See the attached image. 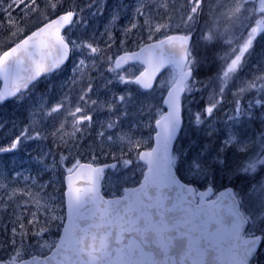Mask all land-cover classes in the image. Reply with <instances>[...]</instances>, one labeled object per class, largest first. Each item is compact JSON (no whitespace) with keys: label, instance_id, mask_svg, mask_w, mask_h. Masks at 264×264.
Segmentation results:
<instances>
[{"label":"snow or ice","instance_id":"snow-or-ice-1","mask_svg":"<svg viewBox=\"0 0 264 264\" xmlns=\"http://www.w3.org/2000/svg\"><path fill=\"white\" fill-rule=\"evenodd\" d=\"M103 8L0 0V104L29 101L0 153L51 138L59 160L41 148L30 162L63 169L64 185L57 203L39 172L0 167V264H264V50L251 78L241 76L264 38V0H135L115 53L129 6L115 5L97 35L91 19ZM71 58L59 99L49 84L32 100ZM198 84L212 86V101L188 113L197 133L207 125V142L178 146ZM99 110L106 120L94 121Z\"/></svg>","mask_w":264,"mask_h":264},{"label":"rangeland","instance_id":"rangeland-1","mask_svg":"<svg viewBox=\"0 0 264 264\" xmlns=\"http://www.w3.org/2000/svg\"><path fill=\"white\" fill-rule=\"evenodd\" d=\"M107 1H110L109 4V8L106 10V12L103 11L102 12H97L96 16L94 19H91V24L96 28L97 30V35H99L101 32H103L104 30V25L105 23L108 21L109 17H110V13L112 8L120 3H123L125 5H128L129 8L127 10V13H122L120 16V19L118 20L117 24H116V30L114 32V35L117 37L116 40V47L113 48V53L116 52V48L119 47V36H120V29L123 28V26L128 22V19L131 15V6L134 5L135 0H103V1H99L101 3H103L104 5H107ZM264 50V38H262L261 34L257 35V39L255 41V47L254 50L252 52V55L247 63V65L245 66V68L243 69V71L241 72V76L242 77H247V78H251V74H252V70H253V65L257 63L258 60V56L259 53ZM75 59V58H74ZM72 66L73 63L66 68L64 71H62L60 73V75L52 78V81H45L46 86L48 87L49 84L54 85L55 87L52 88V90L48 93V95L54 99H59V95H60V88L59 85L63 82V81H67L69 79V77L72 75ZM104 68H106V65L104 66ZM104 69H102L103 71ZM93 75H95V73H93ZM100 83H102V81H100ZM130 87H134V86H130ZM208 87H212L211 85H209ZM123 88V85H116V90H120ZM204 87L202 86H198L197 85V89H203ZM64 91H67V89L65 88ZM196 90H194L195 92ZM233 88H229L222 106L219 107V110L216 112L215 117H214V126L217 128L222 129L228 119V115L230 114V108L232 107L231 102L235 99V97L233 96ZM193 92V93H194ZM101 97L105 96V90L104 89H100L99 93H98ZM95 95L93 96V98H95ZM33 96V95H32ZM37 96H35L34 99H32L33 97H31L32 100L37 99ZM189 97H191V95H188ZM249 97L245 96L244 97V105L245 107L247 106V102H248ZM13 103L17 104L16 102L13 101ZM24 105H26V101L23 103ZM23 104H19L20 106H22ZM18 105V104H17ZM2 108H0L1 110ZM108 112L106 110H99L96 113H94V121H102V120H106L108 118ZM7 122L6 127L0 128V146L6 145L9 141V139L13 136V129H12V125L13 123H18L19 121L13 120V121H6V120H0V124H3ZM19 128L22 129L19 125ZM207 128V125L204 126V129ZM204 129H201L199 133H197V131L195 130V126L190 128V133H191V137H193V133L196 137V141H198L200 144H204L207 142V137H206V133L204 131ZM95 129H93L94 132ZM18 134V131H17ZM87 135V134H86ZM145 135H147V132L145 130ZM87 142V140L85 141V143ZM41 148H43L44 151H49L51 150V152L55 155L56 160H59V156H60V149L57 147H53L52 142H51V138H49V140L47 142H39V143H34V142H25L23 144H21L20 148L18 151H15L13 153H0V167H11L13 166V162L15 161V164L17 166H19L20 168H25L28 169L30 168L32 170L33 174H36L37 172H39L40 175V182L43 183L44 181H52V183L49 184L47 191L50 193H53L56 197V190L53 188H56L58 185V181L61 179L59 173L63 172V169H59L58 171H52V170H43V171H39L37 168V165L35 163H31V157L36 156L37 153H39L41 151ZM65 154L67 155V150L65 149ZM90 158L89 154H85V158L82 159V162H87V159ZM49 161H51L52 156L48 157ZM100 162L101 163H106V162H112L111 158H104L103 156L100 157ZM112 171H108L106 172V176L104 179V184L105 187H107L108 184V178L111 175ZM129 175H131V173H129ZM63 179V178H62ZM57 203H59L58 197H57ZM260 260H264V256L262 255H258L257 256V261Z\"/></svg>","mask_w":264,"mask_h":264},{"label":"trees","instance_id":"trees-1","mask_svg":"<svg viewBox=\"0 0 264 264\" xmlns=\"http://www.w3.org/2000/svg\"><path fill=\"white\" fill-rule=\"evenodd\" d=\"M76 3L81 6L87 4V2H83L82 0H76ZM214 71H215L214 68L212 69V71L204 70L197 75L196 79L200 81H204L206 77L211 76ZM198 86L202 87L203 85L198 84ZM211 92H212V87H207L200 90H196L191 95V97L187 96V99L185 100V111H184V119H183L184 125L182 132L179 135V139L176 142L178 146L180 145L187 146L190 139L196 141V137L194 133H193V137H191L190 128L193 127L194 125L190 122L188 109L191 108L193 111H197L199 110V108L203 107L204 104L211 102L212 101ZM9 114L12 116L11 118H15L17 121H20L21 123L22 121H24V117L22 113L19 112V108H16V110L13 109L10 110V107H7L5 114L3 116L0 114V118L7 119L9 117ZM6 121H8V119ZM59 175L61 179L58 181L57 187L53 188L56 190V195L58 197V200L62 194L64 187L63 179H62L63 176L61 175V173H59Z\"/></svg>","mask_w":264,"mask_h":264},{"label":"flooded vegetation","instance_id":"flooded-vegetation-1","mask_svg":"<svg viewBox=\"0 0 264 264\" xmlns=\"http://www.w3.org/2000/svg\"><path fill=\"white\" fill-rule=\"evenodd\" d=\"M109 4H110V2H108V4H107L106 8H109Z\"/></svg>","mask_w":264,"mask_h":264},{"label":"water","instance_id":"water-1","mask_svg":"<svg viewBox=\"0 0 264 264\" xmlns=\"http://www.w3.org/2000/svg\"><path fill=\"white\" fill-rule=\"evenodd\" d=\"M67 61H68V60H66V61H65V63H66ZM1 87H3V84H2V82H1Z\"/></svg>","mask_w":264,"mask_h":264}]
</instances>
